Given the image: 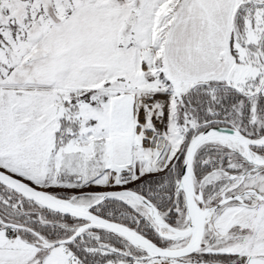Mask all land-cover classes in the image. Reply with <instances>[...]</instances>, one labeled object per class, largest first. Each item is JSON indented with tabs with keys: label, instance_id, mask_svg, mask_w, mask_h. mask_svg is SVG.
<instances>
[{
	"label": "snow or ice",
	"instance_id": "6c2138e0",
	"mask_svg": "<svg viewBox=\"0 0 264 264\" xmlns=\"http://www.w3.org/2000/svg\"><path fill=\"white\" fill-rule=\"evenodd\" d=\"M0 264H264V0H0Z\"/></svg>",
	"mask_w": 264,
	"mask_h": 264
}]
</instances>
